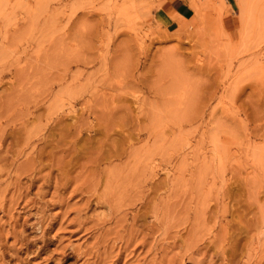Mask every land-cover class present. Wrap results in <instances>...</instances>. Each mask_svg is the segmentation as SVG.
Masks as SVG:
<instances>
[{
    "label": "rangeland",
    "instance_id": "1",
    "mask_svg": "<svg viewBox=\"0 0 264 264\" xmlns=\"http://www.w3.org/2000/svg\"><path fill=\"white\" fill-rule=\"evenodd\" d=\"M172 1L0 0V264H264V0Z\"/></svg>",
    "mask_w": 264,
    "mask_h": 264
},
{
    "label": "crops",
    "instance_id": "2",
    "mask_svg": "<svg viewBox=\"0 0 264 264\" xmlns=\"http://www.w3.org/2000/svg\"><path fill=\"white\" fill-rule=\"evenodd\" d=\"M171 18L164 13L165 24L170 28L177 29L183 25L187 20L191 19L194 15L191 7L183 0H173L170 5Z\"/></svg>",
    "mask_w": 264,
    "mask_h": 264
},
{
    "label": "bare ground",
    "instance_id": "3",
    "mask_svg": "<svg viewBox=\"0 0 264 264\" xmlns=\"http://www.w3.org/2000/svg\"><path fill=\"white\" fill-rule=\"evenodd\" d=\"M193 29V28H192Z\"/></svg>",
    "mask_w": 264,
    "mask_h": 264
}]
</instances>
